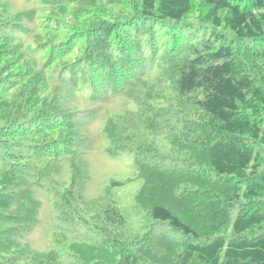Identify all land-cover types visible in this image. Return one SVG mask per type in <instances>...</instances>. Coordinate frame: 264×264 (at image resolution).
<instances>
[{
    "label": "trees",
    "instance_id": "16d2710c",
    "mask_svg": "<svg viewBox=\"0 0 264 264\" xmlns=\"http://www.w3.org/2000/svg\"><path fill=\"white\" fill-rule=\"evenodd\" d=\"M0 264H264V0H0Z\"/></svg>",
    "mask_w": 264,
    "mask_h": 264
},
{
    "label": "rangeland",
    "instance_id": "374dc122",
    "mask_svg": "<svg viewBox=\"0 0 264 264\" xmlns=\"http://www.w3.org/2000/svg\"><path fill=\"white\" fill-rule=\"evenodd\" d=\"M95 136L94 150L90 152L88 158L91 178L85 189L84 196L86 199L98 197L102 193L103 188L112 181L122 184L113 188V190L118 191L117 198L123 211L122 213L128 221L129 232L131 235H135L140 230V220L137 222L135 219L132 199L140 183L138 179H135V172L130 165L131 157L128 155L106 157L107 140L103 133H101L100 127L96 128ZM163 233L167 234L168 232Z\"/></svg>",
    "mask_w": 264,
    "mask_h": 264
}]
</instances>
